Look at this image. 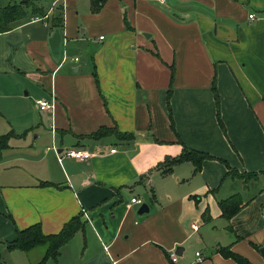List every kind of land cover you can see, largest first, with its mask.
Instances as JSON below:
<instances>
[{
  "label": "crops",
  "instance_id": "1",
  "mask_svg": "<svg viewBox=\"0 0 264 264\" xmlns=\"http://www.w3.org/2000/svg\"><path fill=\"white\" fill-rule=\"evenodd\" d=\"M31 4L0 32V264L45 252L8 250L16 230L73 217L54 264H238L219 246L264 264V0ZM184 147L209 155L199 170L167 165ZM234 194L227 219L218 202Z\"/></svg>",
  "mask_w": 264,
  "mask_h": 264
},
{
  "label": "trees",
  "instance_id": "2",
  "mask_svg": "<svg viewBox=\"0 0 264 264\" xmlns=\"http://www.w3.org/2000/svg\"><path fill=\"white\" fill-rule=\"evenodd\" d=\"M30 0L25 2H15L13 4L0 5V32L8 30L11 25L20 20L26 15V7H30ZM106 0H90L92 11H99ZM32 6V5H31ZM40 8L32 6V11H39ZM171 78L174 75V68L171 65ZM109 129L101 128L96 131L93 136L96 138L107 135ZM114 131V130H113ZM9 134L0 135V148L8 146L7 138ZM120 137L127 138L128 134H120ZM209 157L207 153L198 152L192 149L184 147L182 152L172 157L167 161V165L181 162L183 160H191L196 166L195 169L199 170L201 167L202 159ZM238 175V174H237ZM239 176H253V174H239ZM219 207L222 212V216L229 219L236 214L241 208V198L239 194H234L228 198L219 200ZM81 224L78 217H73L64 224L61 230L55 234H44L41 225L39 223L32 224L26 228L16 230V236L13 240L6 242V248L8 250L19 249L22 251H28L33 247L44 245L45 252L42 257L32 264H45L49 259L56 260L60 254V248L67 243L74 233L80 229ZM218 251L226 258H231L238 264H253L246 257L232 251L229 246H219Z\"/></svg>",
  "mask_w": 264,
  "mask_h": 264
},
{
  "label": "built area",
  "instance_id": "3",
  "mask_svg": "<svg viewBox=\"0 0 264 264\" xmlns=\"http://www.w3.org/2000/svg\"><path fill=\"white\" fill-rule=\"evenodd\" d=\"M158 2H163L164 0H155ZM249 17L252 18L253 14H249ZM40 19V18H36ZM77 57H74V60H77ZM53 102H49L47 100L44 99H37L36 100V104L38 105L39 109L44 111V110H48L51 109L53 107ZM116 149L115 148H110V152H114ZM66 155L76 158V159H88L90 157V152H88L85 149H68L65 152ZM143 203V200L141 197L139 196H133L129 199V201L127 202V206L131 207L133 204H137V205H141ZM193 229H197V225L192 224ZM195 256H196V260L197 262H202L204 260V256L202 255L201 251L197 250L194 252ZM169 259L171 260V262H176L177 258H178V254L176 253L175 249H172L171 251H169L168 253Z\"/></svg>",
  "mask_w": 264,
  "mask_h": 264
},
{
  "label": "rangeland",
  "instance_id": "4",
  "mask_svg": "<svg viewBox=\"0 0 264 264\" xmlns=\"http://www.w3.org/2000/svg\"><path fill=\"white\" fill-rule=\"evenodd\" d=\"M20 1H23V2H25L24 0H0V5H7V4H13V3H17V2H20ZM29 2H39V3H43V4H47V0L46 1H44V0H30ZM32 5V4H31ZM30 5V6H31ZM31 13V11L29 10V7H26V15L28 16V14H30ZM7 171H10V172H12V171H15V170H13V169H9V170H7ZM6 171V172H7ZM0 173H2L3 174V169H0ZM0 176H1V174H0ZM141 198H142V200L144 201L145 200V196H141ZM192 251H194V250H192ZM46 264H54L53 263V261L50 259V260H48V262L46 263Z\"/></svg>",
  "mask_w": 264,
  "mask_h": 264
},
{
  "label": "water",
  "instance_id": "5",
  "mask_svg": "<svg viewBox=\"0 0 264 264\" xmlns=\"http://www.w3.org/2000/svg\"><path fill=\"white\" fill-rule=\"evenodd\" d=\"M24 1H26V0H24ZM148 211H149L148 204L142 203L141 205H139L138 210H137V213L138 214H143V213H147ZM180 249H182V247L181 246H177L175 248L176 253H178L180 251ZM259 252L264 257V245L260 246ZM179 254H180V252H179Z\"/></svg>",
  "mask_w": 264,
  "mask_h": 264
}]
</instances>
